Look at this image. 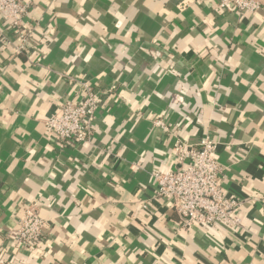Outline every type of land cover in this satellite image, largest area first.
I'll return each instance as SVG.
<instances>
[{
	"label": "crops",
	"instance_id": "0c3cea01",
	"mask_svg": "<svg viewBox=\"0 0 264 264\" xmlns=\"http://www.w3.org/2000/svg\"><path fill=\"white\" fill-rule=\"evenodd\" d=\"M29 2L19 53L0 15L4 264H264V0L248 14L214 0ZM83 83L102 94L91 139L61 145L45 122ZM204 137L240 202L236 230L185 228L155 199L175 141ZM29 208L42 236L17 249Z\"/></svg>",
	"mask_w": 264,
	"mask_h": 264
},
{
	"label": "built area",
	"instance_id": "2783aa9c",
	"mask_svg": "<svg viewBox=\"0 0 264 264\" xmlns=\"http://www.w3.org/2000/svg\"><path fill=\"white\" fill-rule=\"evenodd\" d=\"M220 12L253 13L261 9L259 0H214ZM29 0H0V15L19 37L17 52L26 47V37L21 31L22 21L28 14ZM159 56V53H155ZM101 92L88 83L81 85L79 98L60 103L57 112L45 122V130L61 145L88 143L91 139L95 112L99 107ZM155 127L168 132L160 120ZM217 143L204 137L196 144L176 140L172 151L175 163L166 172L153 173L155 199H165L180 218L185 228L223 225L229 229L240 228V202L228 199L221 188L222 168L216 158ZM147 208V202L142 205ZM44 222L34 208L27 209L15 235L17 249H31L41 239ZM0 264H4L0 258Z\"/></svg>",
	"mask_w": 264,
	"mask_h": 264
}]
</instances>
